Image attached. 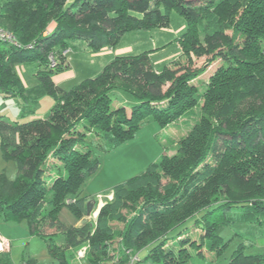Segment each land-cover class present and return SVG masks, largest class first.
<instances>
[{
  "label": "trees",
  "instance_id": "obj_1",
  "mask_svg": "<svg viewBox=\"0 0 264 264\" xmlns=\"http://www.w3.org/2000/svg\"><path fill=\"white\" fill-rule=\"evenodd\" d=\"M174 10L186 22L179 40L189 65L180 59L157 68L153 50L146 49L116 55L68 89L53 79L70 68L63 50L75 39L91 51L113 47L126 33L168 26ZM0 27L17 39L0 38V92L19 97V117L34 113L44 95L53 98L45 115L20 120L0 114V149L16 163L14 178L0 172V214L28 221L46 239L55 264H72L83 246L86 264H126L134 254L151 264H184L190 255L185 244L196 242L184 240L176 254L166 241L190 215L201 214L194 222L219 256L226 224L264 223V0H0ZM193 55H207V64L221 61L200 85ZM20 61H37L36 86H24L15 68ZM117 91L132 99L131 116L113 105ZM181 115L189 121L177 151H164L146 171L116 184L96 222H83L93 200L82 188L101 164L98 151H112L149 122ZM94 131L102 132V144L88 137ZM51 157L53 165L46 166ZM49 167L57 171L47 179ZM194 203L197 209L183 214ZM64 207L79 224L59 219ZM234 208L242 210L237 218L227 213ZM220 212L224 220H213ZM116 222L123 227L117 230ZM119 238L122 251H111ZM250 246L240 244L225 264H264V252L247 251Z\"/></svg>",
  "mask_w": 264,
  "mask_h": 264
},
{
  "label": "rangeland",
  "instance_id": "obj_2",
  "mask_svg": "<svg viewBox=\"0 0 264 264\" xmlns=\"http://www.w3.org/2000/svg\"><path fill=\"white\" fill-rule=\"evenodd\" d=\"M184 27H186L184 17L174 10L171 13L168 26L149 27L145 30L126 33L115 46L106 47L113 48V57L116 55L139 53L146 49L153 50L151 53L152 55L157 52L154 57V62H156L155 64L157 68H161L166 63L169 64L173 60L180 59L189 65V63L181 57L182 53L179 40L181 34L179 33L176 36L177 32L180 29V31H182ZM84 45L85 43L83 40L75 39L70 47L63 50V53L67 55L70 68L53 74V79L60 83L63 88H71L83 79L98 74L108 62L105 57L106 51L102 52V48L97 51H91V49H82V46ZM193 56V63L191 64L193 69L196 68L201 70L199 72L200 75L194 80V83L200 85L210 78V75H212L221 61L217 59L207 64V55ZM203 65L206 68L205 70L202 69ZM37 66V61H20L15 65L17 73L21 77L26 88L34 87L39 83V78L35 73V68ZM132 85L134 88L142 86L140 83H137V81H131V86ZM121 94V91L112 93L113 105L115 107L123 105L124 112L128 116H131L132 109L130 108V105L132 99L125 97L124 95L121 96ZM18 99L19 97L6 96L3 92H0V114L9 119L19 118L20 120H28L36 116L47 114L53 105V98L50 95H44L38 104L35 105L34 113H28L26 116L19 117L21 107ZM202 103L203 101L199 102V104ZM187 118L188 117H183L181 115L173 120L166 119L162 124L158 122H149L137 132L134 138L125 141L112 151L101 153L99 150L98 154L101 155V164L98 170L86 180L82 188L83 195L94 197L96 199H99L100 196L105 204V202L110 200L108 196L113 193V187L116 184L127 181L128 179L146 171L149 165L159 161L164 151L169 155L174 154L178 149L179 138H181L187 131L188 126L185 124L188 120ZM88 137L92 140H97L101 144L103 143V135L101 131H94L92 134L88 132ZM52 163H54V158L51 157L46 162V166L48 164V166H52ZM204 165L205 164L201 166ZM56 171L57 170L53 167L50 168L46 171L45 177L49 179L48 176L55 174ZM0 172H5L10 178L16 176L15 161L5 160L1 149ZM187 189L188 187L185 185V190ZM233 194H235L236 197H239L241 196L242 191L237 190ZM196 203L184 208L183 214H185L189 208L197 209ZM103 205L98 207L97 216L91 218V221L94 223L96 222ZM129 211L131 210L128 208L125 209V213ZM241 212L242 210L239 208L227 211L229 215L234 216L235 218L240 216ZM198 213L196 212L189 217H187V215V219L190 220H187L188 222L181 225L185 226L179 230L176 228L169 234V237H167V248L173 249L176 254H178V249L183 245L182 242L184 240L196 242L195 245H198L195 246L190 243L185 244L190 255L189 257L184 255V258H186L184 264H225L231 254L242 243L251 244V246L247 248V251L264 252V223L258 225H246L237 221L231 225L226 224L222 228L221 234L226 240V245L221 251L222 254L219 256V253L216 250L213 251L212 248L209 247L208 241H206L207 238L205 239L206 242L203 240L202 233L204 230L194 222V219L201 215ZM220 217L224 220L221 212L213 214V220L217 222H219ZM59 219L67 224H73L75 221V217L68 207H64L61 210ZM116 227L118 228L117 230H119L123 227V224L116 222ZM46 230L47 232L53 231L49 228ZM1 232L7 234L10 238L6 237ZM0 236L10 240L12 243L10 251L0 253L1 264H11V262L13 264H20L21 262H26L27 264H55L56 262L49 254L46 239L40 235L34 234L26 220H4L0 214ZM218 244L220 245L221 241H219ZM119 246L120 238L114 239L111 251H122ZM83 247L78 249L77 253L82 250ZM199 249L200 252L198 251ZM146 252L147 250L140 252V257L143 258ZM84 258L85 256L80 259L76 257L73 259L72 264H86ZM154 262L153 259H149L146 262L142 260L135 264H151ZM159 264L162 263L159 262Z\"/></svg>",
  "mask_w": 264,
  "mask_h": 264
},
{
  "label": "built area",
  "instance_id": "obj_3",
  "mask_svg": "<svg viewBox=\"0 0 264 264\" xmlns=\"http://www.w3.org/2000/svg\"><path fill=\"white\" fill-rule=\"evenodd\" d=\"M0 38L5 39V40L10 41V42H14V43L17 41L16 37H14L12 34L6 32L1 27H0ZM49 62L52 66L57 63V59H56V56L54 53H51L49 55ZM68 201H71V199H69ZM93 216L96 217V215L92 213V217ZM90 218H91V216H90ZM10 249H11L10 240L0 236V253L8 252V251H10ZM86 251H87V246H84L83 249L77 253V258L78 259L83 258L86 254ZM139 259L140 258H139L138 254L131 255L129 261L126 264H135L136 262L139 261Z\"/></svg>",
  "mask_w": 264,
  "mask_h": 264
},
{
  "label": "crops",
  "instance_id": "obj_4",
  "mask_svg": "<svg viewBox=\"0 0 264 264\" xmlns=\"http://www.w3.org/2000/svg\"><path fill=\"white\" fill-rule=\"evenodd\" d=\"M56 26V23L55 22H51L50 23V25H49V29H54V27ZM181 30V29H180ZM180 30L177 32V34H176V36L180 33ZM175 36V37H176ZM174 37V38H175ZM157 44V43H156ZM158 47V46H157ZM152 48V47H151ZM160 48V47H159ZM101 51L102 52H104V51H106V53H105V57H106V60L109 62L110 60H112L114 57V50H113V48L111 49V48H108V47H103L102 49H101ZM157 54V52L156 53H153V55H152V58H153V60H154V57H155V55ZM107 62V63H108ZM154 63H156V62H154ZM58 85H60V83H58L57 81H55ZM61 86V85H60ZM107 197V196H106ZM90 199H92L93 200V202L95 203V205H94V207H93V211L94 210H96V211H94V213L93 214H95L96 216H97V211H98V207L99 206H101V205H103L104 204V202L101 200L102 198H100L99 197V199H96V198H94V197H89ZM94 198V199H93ZM108 198L111 200L112 198H113V193L110 195V196H108ZM97 207V208H96ZM91 218H93L92 217V215H91ZM90 217H89V219H91ZM73 224H78V221L75 219V221H74V223ZM3 235H5L6 237H8V238H10V236H8L7 234H4L3 232H1ZM11 246H12V243H11ZM10 254V253H9Z\"/></svg>",
  "mask_w": 264,
  "mask_h": 264
},
{
  "label": "water",
  "instance_id": "obj_5",
  "mask_svg": "<svg viewBox=\"0 0 264 264\" xmlns=\"http://www.w3.org/2000/svg\"><path fill=\"white\" fill-rule=\"evenodd\" d=\"M94 205L95 203L91 201L87 203V216L83 219V222H86L89 219L88 217L91 215Z\"/></svg>",
  "mask_w": 264,
  "mask_h": 264
},
{
  "label": "clouds",
  "instance_id": "obj_6",
  "mask_svg": "<svg viewBox=\"0 0 264 264\" xmlns=\"http://www.w3.org/2000/svg\"><path fill=\"white\" fill-rule=\"evenodd\" d=\"M92 213H93V210H92ZM92 213H91V215H92ZM91 215H90V216H91ZM90 216H89V217H90ZM89 217H88V218H89ZM88 220H89V219H88Z\"/></svg>",
  "mask_w": 264,
  "mask_h": 264
}]
</instances>
